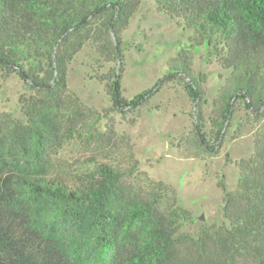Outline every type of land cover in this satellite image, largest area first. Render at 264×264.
I'll return each mask as SVG.
<instances>
[{"label":"trees","instance_id":"1","mask_svg":"<svg viewBox=\"0 0 264 264\" xmlns=\"http://www.w3.org/2000/svg\"><path fill=\"white\" fill-rule=\"evenodd\" d=\"M154 2L190 30L189 49L206 48L230 70L211 101L213 140L204 133L198 139L203 149L217 150L236 112L264 118V0ZM140 3L0 0V76L16 73L29 89L19 96L29 141L22 143V163L14 164L18 173L0 182V207L24 213L26 231L38 229L45 254L21 251L20 231L5 227L0 213V264H166L188 239L180 229L191 212L171 185L139 169L130 139L117 133L112 116L147 102L160 86L158 80L131 98L122 95L121 34ZM86 43L101 62L115 63L93 73L110 99L107 107L86 104L67 85L68 64ZM188 48L169 73L184 81L201 127L205 90L203 79L189 72ZM238 164L237 188L224 196L229 228L202 230L195 240L240 247L264 264V133Z\"/></svg>","mask_w":264,"mask_h":264},{"label":"rangeland","instance_id":"2","mask_svg":"<svg viewBox=\"0 0 264 264\" xmlns=\"http://www.w3.org/2000/svg\"><path fill=\"white\" fill-rule=\"evenodd\" d=\"M190 33L176 19L159 12L154 0H141L121 34L122 95L131 98L149 90L158 80H161L160 86L137 108L124 113L113 112L115 129L130 139L139 169L153 179L171 185L179 203L193 216L180 229L188 239L185 237L166 264H231V261L233 264H263L240 247L233 251L229 244L219 245L213 238L195 240L202 230L214 232L229 228L223 208L225 192L237 188L238 162L248 159L254 152L257 135L264 133V118L240 110L235 113L217 150L208 151L198 144L201 133L213 140L208 121L211 101L223 87L230 70L206 48L189 49L187 37ZM186 48L191 76L203 79L201 85L206 103L202 106L201 127L184 81L175 72L169 73V65L178 64L175 61L178 53ZM114 66V62H101L92 45L86 43L68 64L67 85L86 104L107 107L110 99L103 83L93 78V73L97 69L105 72ZM27 92L29 89L16 73L0 76V182L8 175L18 173L14 164L18 159L23 161L20 156L22 143L29 141L24 130L26 120L19 109V96ZM0 213L5 227L14 224L20 231V246L24 244L21 251L29 253L39 249L41 257L45 255L40 251L44 243L38 229L26 231L28 225L23 212L0 207ZM58 226L71 231L66 222L59 221Z\"/></svg>","mask_w":264,"mask_h":264},{"label":"water","instance_id":"3","mask_svg":"<svg viewBox=\"0 0 264 264\" xmlns=\"http://www.w3.org/2000/svg\"><path fill=\"white\" fill-rule=\"evenodd\" d=\"M200 218H201V219H203V218H204V216H203V215H201V216H200Z\"/></svg>","mask_w":264,"mask_h":264}]
</instances>
